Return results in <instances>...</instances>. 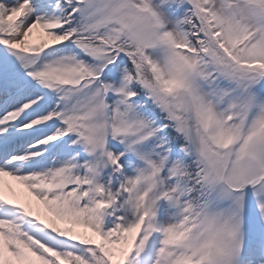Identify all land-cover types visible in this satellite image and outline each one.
Here are the masks:
<instances>
[{
	"label": "snow or ice",
	"instance_id": "6c2138e0",
	"mask_svg": "<svg viewBox=\"0 0 264 264\" xmlns=\"http://www.w3.org/2000/svg\"><path fill=\"white\" fill-rule=\"evenodd\" d=\"M0 264H264V0H0Z\"/></svg>",
	"mask_w": 264,
	"mask_h": 264
}]
</instances>
